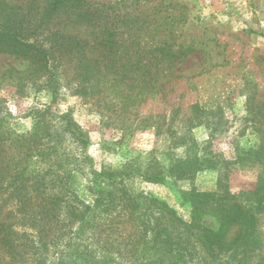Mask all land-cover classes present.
<instances>
[{"label": "rangeland", "instance_id": "obj_1", "mask_svg": "<svg viewBox=\"0 0 264 264\" xmlns=\"http://www.w3.org/2000/svg\"><path fill=\"white\" fill-rule=\"evenodd\" d=\"M83 1L95 25L74 24L65 14L49 24L77 37L83 60L68 50L32 73L28 59L0 52V75L31 71L21 79L0 77V130L16 136L36 128L39 139L21 168L26 191L39 186L60 198L62 209L72 204L86 211L88 221L79 227L59 214L42 230L21 218L14 237L25 247L17 256L5 255V263L123 264V249L107 241L104 230L122 208L95 207L96 187L104 189L102 203L105 196L144 192L189 221L185 192L225 188L237 194L253 190L264 176V0ZM44 5V0H0V13L37 19ZM105 29L118 47L114 63L104 60L103 47L91 46ZM85 69L123 71L115 88L120 92L107 82L82 84ZM70 120L82 144L70 133ZM180 160L198 168L184 178L169 175L155 182L142 175ZM93 170L113 178L93 183ZM10 208L11 202L5 209Z\"/></svg>", "mask_w": 264, "mask_h": 264}, {"label": "trees", "instance_id": "obj_2", "mask_svg": "<svg viewBox=\"0 0 264 264\" xmlns=\"http://www.w3.org/2000/svg\"><path fill=\"white\" fill-rule=\"evenodd\" d=\"M44 1L45 5L37 19L29 15L19 18L9 12L0 13V52L28 59L33 64L32 73L41 71L51 58L62 56L68 50L74 49L80 55L78 61L83 60L81 49L84 45L78 43L74 35L67 34L65 28H50L51 21L65 14L70 18L66 20L74 24L96 23L95 19H91L93 12L82 7L83 0ZM105 33L94 39L96 41L91 46L96 49L103 47L104 60L114 63L118 47H115L113 33L108 29H105ZM31 71H5L0 77L8 74L7 78L21 79L31 74ZM122 76L125 73L117 70L103 73L85 69L80 74L82 84L94 86L107 82L115 94L120 92L115 88L123 82ZM66 116L63 114L61 117ZM68 125L70 133L82 144L84 139H80V133H75L74 123L70 120ZM38 139L36 128L29 134L16 136L0 130V264H11L5 263L4 258L12 254L17 256L23 248L24 243L21 247L17 246L14 237L17 231L13 228L15 224L22 223L21 218L25 219V223L38 224L42 230L51 225L53 219L58 221L59 214H63L71 223L78 222L79 227L88 221L84 213L86 211L78 210L72 204L62 209L61 199L56 195H48L39 186L35 185L26 191L28 184L24 182V169L21 171V168ZM12 145L11 153L8 149ZM184 162L180 160L165 171H144L142 175L153 182L169 175L184 178L198 168L197 165L193 168ZM262 173L264 175V165ZM92 174L95 179L93 183L102 176L113 178L94 170ZM93 192L98 194L93 200L95 207H117L120 204L122 208V214L118 213L116 221L115 218L110 219L114 225L108 224L111 227H104V230L107 241L116 242L115 247L123 249L122 257L126 258L123 264H189L190 261L196 264H201V261L206 264H264V176L253 190L237 194L225 188L220 192H185L183 198L191 206L189 221L182 219L173 208L151 194L140 192L136 195H117L116 199L105 196L102 203L100 196L104 189L96 187ZM105 194L112 195V192ZM9 202L12 208L5 209ZM84 207L85 210L90 208L89 205ZM18 214L19 221L8 219ZM31 216H41L42 219H33ZM122 221L123 225L119 226ZM128 226H136L135 232L123 235L122 231ZM89 253L86 252L85 256H89Z\"/></svg>", "mask_w": 264, "mask_h": 264}]
</instances>
